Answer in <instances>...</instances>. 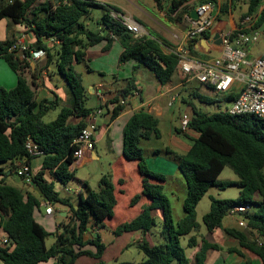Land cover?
I'll use <instances>...</instances> for the list:
<instances>
[{"label": "trees", "instance_id": "trees-1", "mask_svg": "<svg viewBox=\"0 0 264 264\" xmlns=\"http://www.w3.org/2000/svg\"><path fill=\"white\" fill-rule=\"evenodd\" d=\"M153 1L160 12L176 14L177 18L189 14L198 4L215 2ZM233 1L220 5V13H226L228 9L231 11ZM39 2L40 0H0V20L21 24L30 30L34 38L31 49L45 52L44 69L48 70L54 62L56 74L67 85L68 103L60 108L53 121L44 122V117L57 109L58 101H36L34 86L37 72L34 70L31 81L25 78L24 73L30 69L29 63L10 51L16 38L0 42V58L17 74V84L13 89L0 87V164L22 160L30 163L36 158L31 157L25 149V142L30 138L43 157L41 171L36 175L33 186L49 204L68 207L70 215L60 226L63 231L56 234L54 243L47 247L45 242L49 234L33 216L35 209L39 207L38 200L29 195L25 196L21 190L0 180V228L8 240L5 246L0 245V262L39 264L55 259L54 264H75L81 256L100 260L105 251L100 236L96 234L84 240V234L88 231L90 222L97 227H105L104 221L114 216L117 200L111 174L100 177L96 190L88 191L85 197L79 195L76 208L69 199L60 197L54 191L53 183L43 178L44 172L49 171L55 180L67 185L74 177V172L70 170L75 149L73 142L85 126L82 119L92 112V109L86 107L82 75L76 70V65L85 61L88 48L105 41L104 50H107L112 40L116 39L123 49L119 62L133 60L136 62L132 68L133 74L145 67L160 84H165L177 71V58L164 54L156 39L144 35L134 37L112 17V13L120 12L110 4H98L93 0ZM245 4L246 10L240 15L241 20L264 6V0H246ZM92 7L102 10V15L97 20L99 31H89L83 24ZM262 26L264 7L255 28ZM53 39L59 44L54 45L51 42ZM132 81L133 78H130L129 85ZM128 92L129 90L121 91L112 102L117 104L119 97H125ZM236 97L231 95L225 100L231 101ZM196 98L201 103H213L207 97L196 95ZM121 110L122 106L117 105L113 109L112 117L117 116ZM191 111L186 130H176V134H182L189 141V149L181 155L168 150L186 186V197L182 203L183 217L174 222L169 200L161 185L166 178L150 171L143 158L140 143L152 138L159 139L161 133L158 120L142 109L134 113L123 128L122 153L126 160L137 163V172L141 177L140 193L131 197L129 206H134L141 198H146L149 203L142 206L135 218L117 225L112 234L120 236L138 231L142 234L149 233L155 226L153 212L158 210L162 216V241L152 245L147 240H141L137 247L143 253L144 260L139 264H206L207 251L219 250L216 244L202 239V245L191 262L180 244V239L199 229L196 208L211 188L225 189L235 186L239 188L236 200L211 198L209 211L202 217V222L207 232L211 233L222 229V221L231 208H254L252 214H244L245 228L236 226L222 230L227 237L236 240L242 250L264 264V120L254 115L231 116L224 110L210 115L194 108ZM72 118L80 121L72 123ZM226 167L236 175V182L218 181ZM88 246L93 247L94 251L85 249ZM196 246L197 237L192 235L186 247L193 249ZM229 252L243 257L236 249H230ZM94 264L104 263L100 261ZM246 264L251 263L247 261Z\"/></svg>", "mask_w": 264, "mask_h": 264}, {"label": "crops", "instance_id": "crops-1", "mask_svg": "<svg viewBox=\"0 0 264 264\" xmlns=\"http://www.w3.org/2000/svg\"><path fill=\"white\" fill-rule=\"evenodd\" d=\"M128 1L132 3L131 7L119 6L116 4V2H114V0H107V3L117 8L120 12V15H125L134 23H136L140 27L142 35L156 39L160 43L162 52L164 54L173 56L175 59L177 58V53L180 49H187L190 53V56L196 60L206 61L216 58L219 55L221 49V37L233 32L241 21L239 17L235 19L233 13L230 10L227 15L225 14L226 16H222V13H219L216 15L213 26L207 34L192 43H186L185 31L187 29L188 23L186 21L185 15L182 16L181 21H179L180 18L178 19L177 16H175L176 14L168 15L165 12H160L153 0H144L142 5H135L134 3L136 0ZM146 7H148L149 10H147ZM83 24L86 26L85 22H83ZM99 30L100 26L97 25L95 31ZM262 32H264V30H262ZM216 35H218V37H216ZM12 37L16 38V40L23 38L31 45L34 42L33 35L26 26L21 24H13L7 20H0V42H4L8 38ZM105 45L106 42L102 41L99 44L88 48L86 50L85 61L81 63L84 66L86 73L98 74L100 76L99 81H97L95 84H92L89 87V90H87V93L94 101V106L86 107L88 109H92V112L96 109H100L101 114L98 115L96 119L97 131L95 134L96 143L94 149L91 152L86 153L80 162H73L70 170L73 171L75 165L79 167L104 159L105 157H102L98 151V149H101L104 146H107L108 150L111 151L112 163L109 165L117 204L114 207L113 218L106 219L104 221V228L108 229L112 233V230L117 225L135 218L140 213L142 206L149 203L146 198H141L137 204L132 207L129 206L131 197L139 194L141 190V177L137 172V163L126 160L122 153L123 128L129 118L134 113L143 109L156 118L159 123V120L167 115L168 110L174 105L175 102H178L179 104L181 102H185L184 97L182 96L183 94H187L189 99H196V95L206 97L205 93L207 92H211L213 94L215 93L212 89L202 86L198 82V88L190 86L196 81H186L179 71L178 63L176 73L165 84H160L156 77L145 67H141L135 74H133L132 68L136 65L135 61L128 60L123 63L119 62L120 54L123 51L120 42L116 39H113L109 49L107 50H104ZM15 55L21 59L20 55L17 53H15ZM26 62H28L30 65V69L24 73V76L28 81H31L32 73L35 71L37 72V79L35 80L34 86V88L37 89V91L34 90L36 91V101L39 102L44 99H49L51 101H58V107L66 106L68 103V96L63 92L64 89L61 86L60 88L57 86L59 85V81H57L56 77L60 76L55 72L54 62L49 66L47 70V76L45 74L46 71L44 72V70H42V68H44L45 62L42 63V60ZM130 78H133L131 85H129ZM106 79H111V81H106ZM42 80L43 87H41ZM16 84L17 74L11 71L6 62L0 58V87L6 90H11L16 86ZM125 90H129L128 94L125 96L126 106H122V110L119 112V114L115 117H112L113 109L117 106V104L113 103L112 100L118 96V93ZM60 93L62 95L61 98L59 96ZM231 95L236 96V88H233L231 93L224 96L223 98L225 99ZM78 121H80V119H70V122L72 123H77ZM82 121L86 123L87 117L82 119ZM174 130L175 132L172 129L169 131L170 143H173L175 149L179 150L180 153L171 150V148L170 151L171 153L181 155L189 149L190 143L188 141L185 143L176 137V130L182 131L181 126L174 128ZM42 162V156H38L31 160L30 166L34 173L38 174L41 171ZM15 164V162L5 163L0 166V169L2 170V174H0V180H3L6 185L21 190L25 196L29 195L38 200L39 207L34 211V219L46 230V232L49 234L48 238L53 241V244L55 241V235L61 233V224L65 223L67 221L66 217L70 215L69 208L62 205L57 207L58 204H49L40 195L35 186L25 184L23 180L16 176ZM146 164L150 171L163 175L166 178L165 182H161L163 188L166 186V184H168L170 179L178 178L179 181V176H181V174L178 171L173 157H153L151 160H147ZM3 174H6V176H3ZM43 178L45 181L53 183L54 191L59 195L62 188L67 189V191L72 193L71 196L62 198L69 199L74 208H76V204L78 203V196L82 195L85 197L87 192L91 191L85 182L76 180L75 178L74 180L83 185L84 191L80 186L76 189H71V187H69V183L67 185H62L59 181L52 177L49 171L44 172ZM14 180H17L21 184V187L13 186L11 182ZM183 197L184 196L182 195V203L184 200ZM119 199L123 200V205L127 206V208H122V212L119 208ZM46 205H51L53 209V213L51 215L45 214ZM56 214H59V216L62 218L61 222L55 221ZM153 217L154 219L155 217H160L162 219L161 212L158 210L154 211ZM228 217L231 218L232 222H224L223 219L222 229L237 226L236 217ZM116 218L117 220L114 221ZM222 229H217L211 233L207 232L204 238L207 243L216 244L219 247V250L216 252L219 253L218 257H220L222 264H246L247 261H249L251 264H261L256 257L242 250L236 240L227 237ZM95 233H97L96 229L94 227L91 228V232L87 231L84 234V240H88L92 236H96ZM5 237V233L0 228V239ZM100 239L103 243L101 236ZM143 239L147 240L150 244L155 245L151 240V231L147 234H142L138 231L123 233L120 236H115L109 245L104 244L105 251L101 259L107 252H109V250H112L116 254L113 256V259L115 260L116 257H118V255L122 253L124 249H126V247L130 245H137ZM201 245L202 243L197 241V246L193 248L194 251L188 258L190 261L192 260L193 255L199 250ZM85 249L94 251L93 247L91 246H88ZM230 249H236L240 251L243 254V257H240L235 253H230ZM213 251L214 250L207 251L206 257L208 253H213ZM82 258H89V260H91V262L85 260L82 262V264L95 263V259L87 256H81L76 260L75 264H77ZM54 263L55 259H50L47 262H41L39 264ZM0 264L2 263L0 262Z\"/></svg>", "mask_w": 264, "mask_h": 264}, {"label": "built area", "instance_id": "built-area-1", "mask_svg": "<svg viewBox=\"0 0 264 264\" xmlns=\"http://www.w3.org/2000/svg\"><path fill=\"white\" fill-rule=\"evenodd\" d=\"M93 1L98 4H108L107 0ZM262 7L264 6L243 18L233 32L221 37V49L216 58L206 61L196 60L190 56L187 49H180L177 53L179 71L186 81H196L223 97L229 95L232 89L236 88L237 97L232 99L230 106L224 110L231 116L254 115L264 120V50L259 54H254L253 51L258 46L261 38V28H255V26ZM191 11L196 12V19L191 18ZM191 11L185 15L188 23L185 31L186 43H192L210 31L216 15L220 13V3L219 0H215V2L198 4ZM112 17L128 32L132 33L134 37L143 36L140 27L127 16L112 13ZM51 42L54 45L59 44L54 39ZM30 46V43L20 38L13 43L10 51L17 53L22 60L26 61H39L45 58L44 51L33 50ZM117 105L126 106V98L120 97ZM100 114V109H96L87 116L84 128L80 130L73 142V145H75L72 154L73 162H80L86 153L94 149L97 131L96 119ZM188 120V117L181 119L182 131L186 130ZM25 149L31 157L42 155L30 138H27L25 142ZM15 163L16 176L23 180L25 184L33 185L37 174L32 170L30 163L23 160ZM249 208L248 206L233 207L227 215L236 217L237 227L245 228L246 221L240 216L248 213ZM52 213L51 205H46L45 214L51 215ZM7 242V237L0 239V245L2 246H5Z\"/></svg>", "mask_w": 264, "mask_h": 264}, {"label": "rangeland", "instance_id": "rangeland-1", "mask_svg": "<svg viewBox=\"0 0 264 264\" xmlns=\"http://www.w3.org/2000/svg\"><path fill=\"white\" fill-rule=\"evenodd\" d=\"M43 0H41L42 2ZM148 1V0H147ZM230 0H220V5L223 4H228ZM39 2V3H41ZM109 2V1H108ZM116 4L119 6L125 7V6H130L132 3L128 0H114ZM144 3V0H136L135 5H142ZM246 0H234L232 3V10L231 12L233 13L235 19L238 17L240 18V15L245 12L246 10ZM40 5V4H37ZM147 10L148 7H146ZM229 13V9L226 13H222V16H226ZM226 14V15H225ZM102 15V10L99 7H92L90 8V14L89 17L84 21L86 24V28L89 31H95L97 27L96 21L99 20V18ZM156 16V15H155ZM157 17V16H156ZM180 16V20L181 21ZM179 19V18H178ZM262 50H264V32L261 33V38L258 46L253 50L255 54H259ZM45 62V58H42V63ZM46 76L48 75V71L44 68ZM76 70L82 75V81H83V86L86 90V97H87V102L86 106L87 107H93L94 106V101L90 97V95L87 93V90H89V87L92 84H95L97 81H99L100 76L98 74H89L86 73V70L82 64L76 65ZM41 79V78H40ZM57 81H59V85H57L59 88L60 86L64 89V93L68 96V88L66 83L64 82L63 78L61 77H56ZM106 81H111V79H106ZM193 87L199 86L197 82H193L192 85ZM43 87V80H42V86ZM34 90L37 91L36 88ZM35 91V92H36ZM63 93V95H64ZM206 97L210 98L213 103L211 104H206V103H201L197 98H191L187 97V94H183L182 96L184 97L185 102H181L180 104L178 102H175L174 105L168 110V113L165 117L161 118L159 120V130L161 133V136L159 139L152 138L149 141H142L140 143V147L143 151V158L145 162L147 160H151L153 157H172V155L169 154L168 150H174L177 153H180L179 150L175 149L174 144L170 143V137H169V131L172 129L174 132V128H178L181 126L180 122L183 117H190L192 115L191 109L194 108L198 111H201L205 114H213L214 112L217 111H223L227 107L230 106V101H227L223 98L222 95H217L213 94L211 92L205 93ZM61 98V93L59 94ZM61 106L58 107L56 110L50 111L45 117H44V122H50L53 121ZM176 137L179 138L181 141L187 143V139L183 137L182 134H176ZM189 142V141H188ZM100 148V147H99ZM99 153L101 154L102 157H105L101 161H94L91 164L83 165V166H74L73 172H74V177L73 179L69 182V187L71 189H76L77 187H81V189L84 191V187L82 184H79L76 180H80L86 183L88 188L91 190H96L98 186V181L100 177L104 174H111V169H110V163H112V156H111V151L108 150L107 146L102 147L101 149H98ZM3 164H0L2 166ZM74 178L76 180H74ZM238 179L236 175L233 173V171L226 167L218 177V181L220 182H236ZM13 186L16 187H21V184L17 181L14 180L11 182ZM183 184V186H182ZM164 193L167 196L172 213H173V220L174 222H178L182 217H183V209H182V195L184 196L183 198L186 197V186L184 183V180L182 176H179V181L178 178L170 179L168 184L164 187ZM239 193V188L238 187H228L225 189H221L218 187H213L211 188L206 195L203 196V198L200 200V202L197 205L196 208V221L199 224V229L197 231L192 232L189 235L183 236L180 239V244L181 246L185 249L186 256L189 258L192 253L193 249H189L186 247L187 241L190 236L196 235L197 241L201 242L202 239L205 238L207 230L202 222V217L209 211L210 208V199L214 198L217 200H236L237 196ZM72 193L67 191V189L62 188L60 190V197H68L71 196ZM119 208L120 211L122 212V208L126 207V205H123V200L119 199ZM57 207H60L58 204ZM254 212V208H249L248 214H252ZM241 218L244 217V215L240 216ZM62 218L59 216V214L55 215V221L61 222ZM117 218L114 220L116 221ZM224 222H232L231 218L228 217V215L224 218ZM95 228L99 236L102 237L103 243L109 245V243L114 239V235L106 228L104 227H97L93 222H90L88 225V232H91V228ZM162 230V219L160 217H155V226L151 230V240L154 242V244H160L161 242V233ZM94 234V235H95ZM252 238H254L253 235H251ZM52 240L49 238L46 239V245L47 247L52 244ZM115 248V247H114ZM113 248V249H114ZM112 249V248H111ZM116 254L112 251L109 250L105 254V256L100 259V260H95V263L98 262H103L104 264H116V263H132V264H139L144 260V255L143 253L139 250L137 245H130L126 247L116 257V259H113V256ZM219 253L216 252L215 250L213 253H208L206 257V264H222V261L220 259ZM89 260V258H82L78 261L77 264H82L83 261Z\"/></svg>", "mask_w": 264, "mask_h": 264}, {"label": "water", "instance_id": "water-1", "mask_svg": "<svg viewBox=\"0 0 264 264\" xmlns=\"http://www.w3.org/2000/svg\"><path fill=\"white\" fill-rule=\"evenodd\" d=\"M190 16H191L192 19H196V12H195V11H191ZM262 30H264V27L261 28V31H262ZM216 37H218V35H216ZM62 231H63V230L61 229V232H62Z\"/></svg>", "mask_w": 264, "mask_h": 264}]
</instances>
